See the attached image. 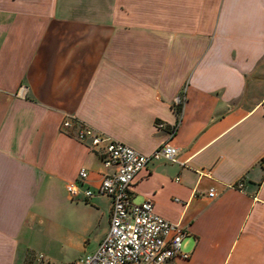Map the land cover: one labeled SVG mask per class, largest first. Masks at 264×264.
I'll return each mask as SVG.
<instances>
[{"label": "crops", "instance_id": "crops-1", "mask_svg": "<svg viewBox=\"0 0 264 264\" xmlns=\"http://www.w3.org/2000/svg\"><path fill=\"white\" fill-rule=\"evenodd\" d=\"M67 116L179 149L132 187L187 233L169 264H264V0H0V264H81L109 232V198L67 192L111 171Z\"/></svg>", "mask_w": 264, "mask_h": 264}, {"label": "built area", "instance_id": "built-area-1", "mask_svg": "<svg viewBox=\"0 0 264 264\" xmlns=\"http://www.w3.org/2000/svg\"><path fill=\"white\" fill-rule=\"evenodd\" d=\"M74 127L77 141L98 153L104 167L111 170L103 174L96 190L81 187L89 176L86 169H82L77 180L69 182L66 187L72 200L84 195L87 199L107 197L112 202L109 232L98 249L87 254L81 264H169L177 257L189 259L190 255L182 252L187 233L180 225L156 214L151 200L135 204L132 192L136 177L149 163L165 160L176 164L179 149L166 143L153 154L144 155L89 125L79 123L73 116L65 117L62 130ZM174 133L175 130L172 135ZM209 197H215L214 189L209 191Z\"/></svg>", "mask_w": 264, "mask_h": 264}, {"label": "rangeland", "instance_id": "rangeland-1", "mask_svg": "<svg viewBox=\"0 0 264 264\" xmlns=\"http://www.w3.org/2000/svg\"><path fill=\"white\" fill-rule=\"evenodd\" d=\"M59 198H60L61 201L65 200V196L62 193L59 195Z\"/></svg>", "mask_w": 264, "mask_h": 264}]
</instances>
